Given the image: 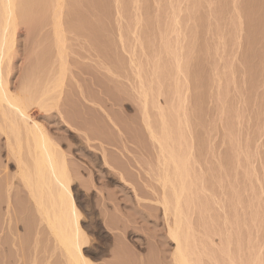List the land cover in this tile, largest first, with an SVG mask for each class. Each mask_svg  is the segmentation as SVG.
<instances>
[{"label":"rangeland","instance_id":"1","mask_svg":"<svg viewBox=\"0 0 264 264\" xmlns=\"http://www.w3.org/2000/svg\"><path fill=\"white\" fill-rule=\"evenodd\" d=\"M42 1L36 5L44 8ZM64 4L65 119L53 110L41 120L71 169L86 254L97 264H174L159 202L160 148L147 127L158 131L159 109L172 102L179 108L169 122L189 157L194 256L201 264L264 256V0ZM38 6L28 8L34 23L19 14L12 84L32 69L40 85L61 65L52 6L45 13ZM4 140L0 134V182L16 172ZM18 179L11 223L0 204V264H65Z\"/></svg>","mask_w":264,"mask_h":264},{"label":"bare ground","instance_id":"2","mask_svg":"<svg viewBox=\"0 0 264 264\" xmlns=\"http://www.w3.org/2000/svg\"><path fill=\"white\" fill-rule=\"evenodd\" d=\"M32 1V4H35L30 3L27 6L30 0H26L25 3L20 0H0V134L4 136V147L9 159L14 160L16 168L14 175L0 182H4L3 185L0 184V204H6V213L11 223L15 215L12 179L18 176L21 187L23 186L24 192L32 201V203L29 202L35 207L39 223L45 224V228L47 226L54 237L58 251H62L65 259L64 261L62 258V261L65 264H97L85 251L89 238L81 224L82 214L73 194V176L66 155L58 147L41 120L53 110L65 119L61 105L64 90L65 69L62 62L65 46L60 32L61 14L66 3L64 4L65 0H43L41 6L44 8H41L40 4L36 5L38 0L37 2ZM48 3L52 5L50 4L49 7ZM9 4L12 7H9ZM35 5L44 13L52 6L51 15L54 19L57 54L61 65L57 71L51 69L40 85L37 78L33 77L32 69L26 73L23 80L12 84L9 80L11 53L14 49L16 31L21 17L19 14L23 10L22 15L28 16L25 20L31 22L30 18L35 16L33 12L36 10ZM33 7V11L29 10L33 16L29 17L32 14L29 13L28 8ZM45 8L47 10H44ZM139 76L141 77L140 74ZM141 95L144 97L143 106L146 115L149 105L147 89L143 88ZM152 103L156 106L158 101L153 100ZM170 104L169 108L159 107L161 126L158 131L153 128L151 122L147 123L152 138L157 141L160 148L162 195L159 202L167 217L169 235L175 244L174 264H201L197 260L199 259L197 254L196 258L194 256L195 252L188 232L189 223H192L185 204L190 183L189 157L183 146L182 131H178V126H172L169 122V118L174 120L173 112L176 115L179 106L174 103L170 108ZM186 122L189 121L186 119ZM175 133L177 137L174 136ZM103 156L106 162L105 154ZM169 217H171L170 222H168ZM243 264H264V256H254Z\"/></svg>","mask_w":264,"mask_h":264},{"label":"snow or ice","instance_id":"3","mask_svg":"<svg viewBox=\"0 0 264 264\" xmlns=\"http://www.w3.org/2000/svg\"><path fill=\"white\" fill-rule=\"evenodd\" d=\"M9 7H12V5H11V4H9Z\"/></svg>","mask_w":264,"mask_h":264}]
</instances>
